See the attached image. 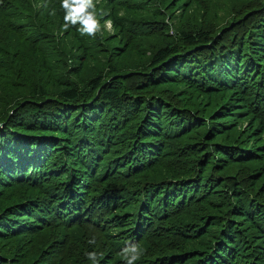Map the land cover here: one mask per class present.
<instances>
[{"label":"trees","instance_id":"obj_1","mask_svg":"<svg viewBox=\"0 0 264 264\" xmlns=\"http://www.w3.org/2000/svg\"><path fill=\"white\" fill-rule=\"evenodd\" d=\"M60 1L0 0V264H264V0Z\"/></svg>","mask_w":264,"mask_h":264},{"label":"clouds","instance_id":"obj_2","mask_svg":"<svg viewBox=\"0 0 264 264\" xmlns=\"http://www.w3.org/2000/svg\"><path fill=\"white\" fill-rule=\"evenodd\" d=\"M61 7L65 10L63 30L68 31L69 28L79 25L77 29L81 36H89L96 38L101 34L105 25H111V21L100 23L103 19V13L98 12L95 0H61ZM53 15L55 12L53 11ZM95 241H90L94 243ZM143 250L138 244H129L125 246L120 255L124 258L125 264H136L142 255ZM88 259L97 261L98 255L96 252L87 253Z\"/></svg>","mask_w":264,"mask_h":264},{"label":"rangeland","instance_id":"obj_3","mask_svg":"<svg viewBox=\"0 0 264 264\" xmlns=\"http://www.w3.org/2000/svg\"><path fill=\"white\" fill-rule=\"evenodd\" d=\"M140 1L141 0H136L137 3H139ZM95 2H96V6H97L98 0H95ZM218 7L220 9H222V12L218 13V17L222 18V16L224 14H226L227 9L223 4H219ZM101 8H103V7H101ZM190 13H191V15L193 14L192 12H190ZM120 16L124 17V15H120ZM126 17H128V16H126ZM128 19H130V18H128ZM104 22L102 24H104ZM197 22H199V18H197ZM113 32H114V29L111 27V25H105V27L102 29L101 34L97 35L96 38L99 39V41L103 42L102 39L106 40ZM87 37H89V36H87ZM111 44H113V42L110 43V41H109V43L105 44V46L109 47V46H111ZM89 45L93 47V52L95 54V57L92 58L91 60L101 61L103 56L100 53H97V46L93 42H90ZM136 47H141V48L146 49L148 47V44H147V42H143V40L141 38V40H139L138 42H136L132 45V48L135 49ZM88 55L90 56V54H88ZM147 55H148V53H146V52L141 54L142 57H146ZM214 110H215V108H213V107H211L207 110V115L209 118H210V115L214 112ZM206 122H207V125L210 126L208 120H206ZM240 123H241L240 128H243L246 126L247 121H241ZM202 132H203V129L200 130V132H198V135L202 136Z\"/></svg>","mask_w":264,"mask_h":264}]
</instances>
